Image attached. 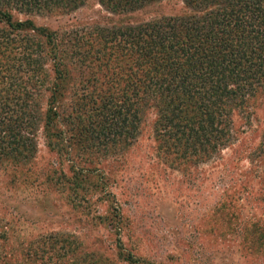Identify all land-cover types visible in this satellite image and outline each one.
Instances as JSON below:
<instances>
[{"label":"trees","instance_id":"1","mask_svg":"<svg viewBox=\"0 0 264 264\" xmlns=\"http://www.w3.org/2000/svg\"><path fill=\"white\" fill-rule=\"evenodd\" d=\"M158 1L97 0L117 13ZM181 1L179 13L92 27L70 43L64 32L29 16L15 18L13 11L67 13L86 0H0V161L29 159L39 128L57 151L68 128L77 142L83 133L91 141L88 152L118 153L152 109L156 151L168 164L217 160L240 133L256 132L246 155L250 171L224 189L236 205L256 190L264 208V0ZM94 64L105 71L100 80L94 72L88 79ZM227 198L214 205L220 218H227ZM249 221L250 238L264 244V227ZM12 234L0 227V264H19L27 255L50 264L102 263L76 256L77 243L63 239L39 246L12 239L5 249ZM117 242L116 258L142 264L141 255Z\"/></svg>","mask_w":264,"mask_h":264},{"label":"rangeland","instance_id":"2","mask_svg":"<svg viewBox=\"0 0 264 264\" xmlns=\"http://www.w3.org/2000/svg\"><path fill=\"white\" fill-rule=\"evenodd\" d=\"M183 8L181 0H160L143 10L117 13L97 0H86L67 13L13 11V15L29 16L38 25L64 32L71 43L92 27L176 14ZM88 71L91 80L92 72L99 80L105 73L96 64ZM33 109L30 113L35 116L39 109ZM143 116L135 140L118 153L88 152L91 141L83 133V142H77L75 130L68 128L62 131L63 147L57 151L39 128L29 159L17 164L0 161V227L13 230L3 247L12 239L17 246L63 239L77 243L76 256L100 257L101 264H128L113 253L119 238L123 249L141 255L142 264H264V244L250 238L254 228L250 219H257V229L264 227L258 193L245 194L246 199L236 205L229 204L233 199L224 189L250 171L246 155L256 132L243 126L248 132L223 148L217 160L168 164L156 151L155 112L150 109ZM256 179L253 183L260 180ZM223 198H227L223 208L227 218L214 211ZM16 262L50 264L28 255Z\"/></svg>","mask_w":264,"mask_h":264}]
</instances>
